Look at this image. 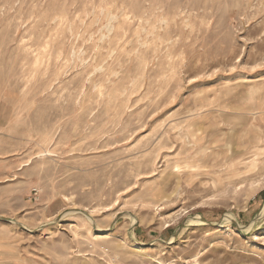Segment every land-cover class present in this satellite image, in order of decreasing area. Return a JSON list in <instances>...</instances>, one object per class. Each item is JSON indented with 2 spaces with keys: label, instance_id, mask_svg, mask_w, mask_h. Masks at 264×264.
Wrapping results in <instances>:
<instances>
[{
  "label": "rangeland",
  "instance_id": "374dc122",
  "mask_svg": "<svg viewBox=\"0 0 264 264\" xmlns=\"http://www.w3.org/2000/svg\"><path fill=\"white\" fill-rule=\"evenodd\" d=\"M157 262L264 264V0H0V264Z\"/></svg>",
  "mask_w": 264,
  "mask_h": 264
},
{
  "label": "bare ground",
  "instance_id": "6f19581e",
  "mask_svg": "<svg viewBox=\"0 0 264 264\" xmlns=\"http://www.w3.org/2000/svg\"><path fill=\"white\" fill-rule=\"evenodd\" d=\"M170 227V225H167L166 227H165V229H167V228H169ZM103 233H106L105 231H103L102 233H98V234H103ZM139 246H141V247H143L144 245H139ZM158 264H160L159 262H157Z\"/></svg>",
  "mask_w": 264,
  "mask_h": 264
}]
</instances>
